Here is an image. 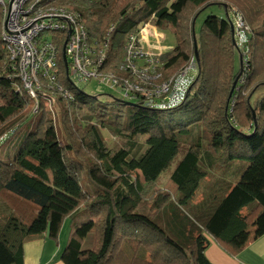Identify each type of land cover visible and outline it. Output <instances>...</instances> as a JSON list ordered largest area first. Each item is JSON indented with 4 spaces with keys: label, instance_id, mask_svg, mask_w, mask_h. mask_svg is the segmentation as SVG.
<instances>
[{
    "label": "trees",
    "instance_id": "1",
    "mask_svg": "<svg viewBox=\"0 0 264 264\" xmlns=\"http://www.w3.org/2000/svg\"><path fill=\"white\" fill-rule=\"evenodd\" d=\"M81 1L89 6L88 30L108 35L109 60L120 57L129 34L151 18L158 28L171 29L175 40L161 57L162 79L194 57V43L197 74L185 100L169 109L119 99L108 108L82 90L72 91V100L57 97L62 142L39 103L12 158H0V264H22L28 238L44 232L56 238L61 222L80 210L88 218L74 228L63 264H213L204 253L210 239L236 255L264 235V68L257 69L264 65V0L227 1L250 29L243 82L227 13L207 15L194 27L200 11L226 2ZM18 84L0 37V137L32 111ZM101 129L121 142L108 147ZM178 155L170 191L154 189ZM84 173L96 190L83 187ZM146 196L154 211L136 210Z\"/></svg>",
    "mask_w": 264,
    "mask_h": 264
},
{
    "label": "built area",
    "instance_id": "2",
    "mask_svg": "<svg viewBox=\"0 0 264 264\" xmlns=\"http://www.w3.org/2000/svg\"><path fill=\"white\" fill-rule=\"evenodd\" d=\"M0 8V37L19 87L33 102V112L42 103L54 115L57 97L72 100V91L93 83L115 90L125 101L169 109L185 100L197 74L191 57L175 74L162 79L161 57L171 47L161 43L162 34L151 18L129 34L120 57L109 60L108 35H93L79 11L55 0H0ZM227 15L235 47L246 53L249 27L236 11Z\"/></svg>",
    "mask_w": 264,
    "mask_h": 264
},
{
    "label": "rangeland",
    "instance_id": "3",
    "mask_svg": "<svg viewBox=\"0 0 264 264\" xmlns=\"http://www.w3.org/2000/svg\"><path fill=\"white\" fill-rule=\"evenodd\" d=\"M55 1H56V4L63 5L67 8L81 12L84 15V17L86 19H88V15H89L88 8H89V6H88V4L84 3L83 1H81V0H55ZM127 1L128 0H119V5H123ZM227 1L228 0H222V2H226L225 3L226 5L223 7L219 6L217 4H213V5L207 6L205 9L200 11L195 17V23H194L195 30H198V28L200 27L204 18L210 14L216 15L218 17H225V11L227 14H229V13L231 14V12L234 10L241 15L240 11H238L236 9L237 6L230 1L229 2H227ZM262 2H264V1H262ZM259 7H260L261 12L264 13V4L259 5ZM260 17L261 18L264 17V14H262ZM242 18H243V16H242ZM1 20H2V18H1V8H0V21ZM243 20L245 21L244 18H243ZM245 23L247 24L246 21H245ZM247 26H248V24H247ZM160 30H162L166 36V39L161 41V43L162 44H170L173 46L175 43V40H174V37L172 34V30L166 29V28L160 29ZM249 32H250V29H249ZM162 39H163V36H162ZM240 54H241V68H242V70H241V78L239 79V82H243L245 72H246L245 71L246 68H244V67L246 66L247 55H246V53H241V52H240ZM262 68H264V65H261L260 68L257 67L258 72L261 71ZM82 91L88 96L96 97L94 99L96 104L101 105V106H105L108 108L112 107L111 102L113 99H119V100L125 101L124 99H122V97L115 90L108 89L105 86L97 87L94 83L84 86L82 88ZM261 94L264 95V89H262ZM46 112L51 115V113L49 111H46ZM51 117L54 119L53 120L54 131L56 133L57 139H58V141L62 142L63 135H62V129H61L62 127H61L59 115H56V113H55L54 115H51ZM36 119H37V113L32 112L31 110H28L26 114H24L21 117H19L18 119H16L15 124L17 125V128L14 129L13 132L8 131L7 136L0 142V158L1 159L8 160V159L12 158L13 154L16 152L19 140L34 125ZM101 134L103 136L105 144L108 147H113L115 145H118L121 142V140L119 138L112 136L105 129H101ZM144 139H145L144 137H141L139 139V143L142 145V147L144 146ZM178 159H179V155L173 159V162L171 163L169 168L161 173V175L157 179V183L155 184L154 189L161 190V191H170L171 186H170L168 180L170 177V173H171L172 169L174 168V165ZM81 184L88 191H93V190L97 189L94 184L90 183L87 180V176L85 173L82 175ZM197 199H199V197H197ZM136 210L143 211V212L154 211L151 208V202L148 199V196H146L145 200H142L138 203ZM87 218L88 217H86V212L84 210H80L78 216H76L75 219H72L71 222H72V224L79 225L82 222H85ZM69 223H70V219H65L62 223V227H64V228H63V232L61 233V237H64L65 239L67 237V228H68ZM91 242H92V236H88L86 238L85 245L89 246L91 244Z\"/></svg>",
    "mask_w": 264,
    "mask_h": 264
},
{
    "label": "crops",
    "instance_id": "4",
    "mask_svg": "<svg viewBox=\"0 0 264 264\" xmlns=\"http://www.w3.org/2000/svg\"><path fill=\"white\" fill-rule=\"evenodd\" d=\"M159 32L163 36L162 41L165 40L164 32L160 29ZM163 45L173 47L170 44ZM71 220L67 228L66 239L61 237L64 228L62 227L63 221L56 238L49 236L48 232L28 238L23 244L22 264H63L61 253L68 244L74 228L79 226L72 224ZM204 253L213 264H264V235L249 240L245 247L234 256L227 254L215 241L210 239Z\"/></svg>",
    "mask_w": 264,
    "mask_h": 264
},
{
    "label": "water",
    "instance_id": "5",
    "mask_svg": "<svg viewBox=\"0 0 264 264\" xmlns=\"http://www.w3.org/2000/svg\"><path fill=\"white\" fill-rule=\"evenodd\" d=\"M229 24H230V28H231V32H232V43L235 46V42H234V39H233V27H232V23L229 21ZM194 57H195V60L197 62L198 61V57H197V51H196V45H195V43H194ZM62 59H63V62H64V66H66V61H65V56L64 55H63V58ZM240 59H241V55H240ZM236 82H237V79L234 80V82H233V84L231 86V89L229 91V97L228 98H230ZM189 90H190V87L188 88V92H189ZM125 102L127 104H129V105H134V103H132V102H129V101H125ZM252 115L254 117V112H252Z\"/></svg>",
    "mask_w": 264,
    "mask_h": 264
}]
</instances>
